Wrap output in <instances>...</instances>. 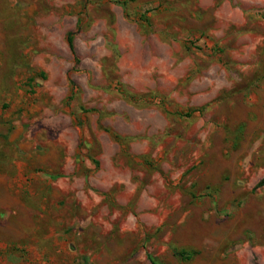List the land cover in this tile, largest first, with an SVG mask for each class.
I'll list each match as a JSON object with an SVG mask.
<instances>
[{"label":"rangeland","instance_id":"obj_1","mask_svg":"<svg viewBox=\"0 0 264 264\" xmlns=\"http://www.w3.org/2000/svg\"><path fill=\"white\" fill-rule=\"evenodd\" d=\"M264 0H0V264H263Z\"/></svg>","mask_w":264,"mask_h":264},{"label":"trees","instance_id":"obj_2","mask_svg":"<svg viewBox=\"0 0 264 264\" xmlns=\"http://www.w3.org/2000/svg\"><path fill=\"white\" fill-rule=\"evenodd\" d=\"M264 264V263H263Z\"/></svg>","mask_w":264,"mask_h":264}]
</instances>
